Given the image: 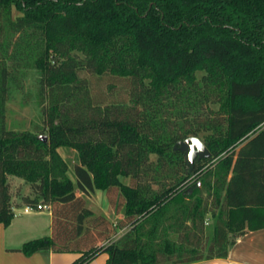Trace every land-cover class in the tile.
<instances>
[{
  "label": "trees",
  "instance_id": "obj_1",
  "mask_svg": "<svg viewBox=\"0 0 264 264\" xmlns=\"http://www.w3.org/2000/svg\"><path fill=\"white\" fill-rule=\"evenodd\" d=\"M6 16L0 224L15 217L9 176L32 186L22 204L52 212L51 237L21 252L197 264L228 258L234 239L264 229V0H0ZM29 70L44 116L37 133L6 125ZM189 137L211 153L193 167L174 150ZM97 190L116 223L88 208Z\"/></svg>",
  "mask_w": 264,
  "mask_h": 264
},
{
  "label": "crops",
  "instance_id": "obj_2",
  "mask_svg": "<svg viewBox=\"0 0 264 264\" xmlns=\"http://www.w3.org/2000/svg\"><path fill=\"white\" fill-rule=\"evenodd\" d=\"M123 181L128 183L129 179L124 177ZM98 191L102 192V190H97L93 198L86 196L88 208L96 214L105 215L116 223L117 215L107 197L103 198V204L100 207L93 206L97 205L94 201ZM77 194L82 195L79 192ZM25 206L20 201L13 204L15 217L11 224L8 227L0 224V264H73L83 255L76 252L57 253L50 250L38 251L31 255L21 252L20 249L26 242L52 235V212L48 209L47 215L42 217L44 211H38V215L41 216L28 217L30 213L24 212ZM108 209L112 214H109ZM123 233L124 231H120L113 240H117ZM108 258L107 253H100L89 264H107ZM197 264H264V229L247 232L234 239L229 246L228 258L213 259Z\"/></svg>",
  "mask_w": 264,
  "mask_h": 264
},
{
  "label": "rangeland",
  "instance_id": "obj_3",
  "mask_svg": "<svg viewBox=\"0 0 264 264\" xmlns=\"http://www.w3.org/2000/svg\"><path fill=\"white\" fill-rule=\"evenodd\" d=\"M7 22H8V16H6L5 18H0V59L1 60H5L7 58L8 52H10V48H11L10 45L7 43V39H6L9 36ZM38 34L39 32H37V35ZM36 78H37V71L29 70L25 74L23 91L12 88L11 90L12 96L9 102L7 103V110H6V125L8 129L37 133L40 132L41 129L43 128L44 116L42 113V108L38 103V96H37L38 86L36 83ZM102 86L103 89L107 90L108 85L106 83L102 84ZM211 108L217 111L219 105L217 104L211 105ZM60 152L63 156L67 158L71 166L75 165L78 162L77 154L74 150L60 148ZM151 159L153 161H156L157 157L152 156ZM212 165H213L212 162L206 163L204 165L203 170H207L208 168H211ZM172 172L174 171L169 166H167V169L163 171V173H167V174ZM149 173L150 175L153 174L152 171H149ZM69 176L72 177L71 172H69ZM194 178L195 177L193 176L191 180L194 181ZM8 182L10 185V192H11L13 204H17L19 201L22 202L23 196H31V197L34 196L31 184L27 183L24 179L16 176H9ZM104 197H107L106 192L98 191L97 197L95 198L94 201L96 202L97 205H93V206L100 207L101 204H103L102 200ZM42 211H44L42 217H45L47 215L48 209H44ZM107 211L109 212V214H112L111 210L108 209ZM37 212L38 211L30 212V214H28V217L41 216L38 215ZM18 213L19 211L17 212V214ZM206 226L208 225L206 224ZM115 238L116 237H114L113 239Z\"/></svg>",
  "mask_w": 264,
  "mask_h": 264
},
{
  "label": "water",
  "instance_id": "obj_4",
  "mask_svg": "<svg viewBox=\"0 0 264 264\" xmlns=\"http://www.w3.org/2000/svg\"><path fill=\"white\" fill-rule=\"evenodd\" d=\"M44 141H48L47 136H40ZM174 150H180L188 153V164L193 167L195 161H202L211 157L209 149L206 147L204 142L198 137H189L185 140L177 142L174 146ZM200 185V184H199ZM190 191V190H189Z\"/></svg>",
  "mask_w": 264,
  "mask_h": 264
},
{
  "label": "built area",
  "instance_id": "obj_5",
  "mask_svg": "<svg viewBox=\"0 0 264 264\" xmlns=\"http://www.w3.org/2000/svg\"><path fill=\"white\" fill-rule=\"evenodd\" d=\"M44 209H49V208H48V206H46V205H44V206L39 205V206H38V210H44ZM32 211H36V210L33 209V208L30 207V206H25V208H24V212H25V213H30V212H32Z\"/></svg>",
  "mask_w": 264,
  "mask_h": 264
}]
</instances>
